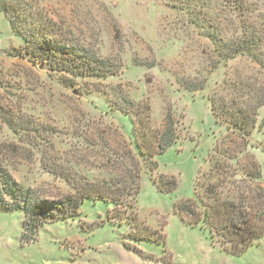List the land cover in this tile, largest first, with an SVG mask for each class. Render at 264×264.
Masks as SVG:
<instances>
[{"label":"rangeland","instance_id":"rangeland-1","mask_svg":"<svg viewBox=\"0 0 264 264\" xmlns=\"http://www.w3.org/2000/svg\"><path fill=\"white\" fill-rule=\"evenodd\" d=\"M13 1L19 25L38 26L47 37L42 42L101 61L116 74L76 78L18 56L24 41L0 9V165L16 181L34 188L42 203L53 206L75 197L74 188L43 170L41 156L24 137L12 133L6 116L15 124L33 118L63 131L69 145L60 139L46 141V134L41 151L50 162L62 156L57 150H66L79 185H85L86 177L115 178L122 185L131 181L138 163L146 174L134 204L138 223L158 230L165 243L130 238L132 225L115 218L114 206L104 201H86L79 216L45 224L35 240L26 243L24 214L0 203V264H264V236L243 255L231 256L219 239L213 243L209 232L188 226L179 210L182 202L200 200L198 187L203 193L209 184L217 185L224 199L234 187L244 196L264 195V178L254 182L230 177L231 170L238 169L252 174L262 169L264 174V108L245 140L228 132L210 103L227 96L224 80L264 81V68L256 61L240 56L222 62L224 44H233L243 34L242 18L264 32V0H239L243 10L230 0ZM192 84L204 87L193 93L185 86ZM127 102L150 106L151 120L143 122L148 149L158 148L166 117L174 114L178 140L152 161L154 156L137 154L141 132L135 131L131 116L140 119L143 113L137 116ZM28 138L39 142L35 133ZM45 142H55L56 150ZM63 165L53 168L68 172L70 165ZM174 180L177 186L170 194L153 184Z\"/></svg>","mask_w":264,"mask_h":264},{"label":"trees","instance_id":"trees-1","mask_svg":"<svg viewBox=\"0 0 264 264\" xmlns=\"http://www.w3.org/2000/svg\"><path fill=\"white\" fill-rule=\"evenodd\" d=\"M230 1L232 4H236L238 9L243 10V4L239 0ZM11 2L14 3L13 0H0V9L10 23L13 33L24 41L21 53L18 56L28 59L34 64L38 61L45 62L43 64L48 63V66L54 72H67L76 78L108 77L110 74L113 76L116 74L113 69L110 71L107 64L101 65V61L97 60L94 62V59L93 61L87 60L74 53L66 54L65 51L60 52L61 50L55 45L49 44L47 41L42 42L41 39L44 38L45 40L47 37L41 36L38 26L36 28L24 29L19 25L20 22L16 19V15H14V11L11 9ZM248 23L249 21L246 18H242L241 24L244 31L239 40L233 44L230 43V45L224 44L226 51L222 62L228 63L230 60L244 56L252 61H256L260 68H264V32L256 28L257 25H254L252 22V25H248ZM253 25L257 30H254ZM235 80H238V83H233L231 79L224 80L223 83L227 96L222 95L223 97L217 101L211 100V110L218 121L225 124L228 132L231 131L247 140L249 134H253V130L258 125L260 112L264 108V81L261 79L255 80L250 77L246 79L239 77ZM185 86L186 89H190L193 93L201 91L204 87V85L199 86L194 84ZM127 103L126 107H132V110L135 108L134 112L136 115L138 111H140V115L143 113L140 119H135L134 116H131L135 131L140 130L141 132L140 143L136 146L137 154L146 159L154 156L149 159L152 161L155 156L164 154L177 142V130L173 120L174 114L169 112L165 125L158 135V148L148 149L147 135H145L147 124L145 125L143 122H150L151 120L150 106L145 107L139 104L135 107L134 103ZM147 107L148 112L145 114L144 109ZM4 114L6 115L7 113H2L1 116L3 117ZM6 119L12 133L16 136L24 137L29 143L28 147L31 151L34 150L35 155L41 156L43 170L52 177L60 178L71 188L75 189V197L70 196L57 204L52 203L53 206H51L42 203L43 201H39L40 196L38 197L37 191L34 188L25 187L16 181L12 174L0 165V203L8 211H20L24 214L23 240L26 243L33 242L40 228L45 224L79 216L81 207L86 201L111 203L115 209V218L122 222L127 220L126 222L132 225L134 232L129 236L130 238L138 241L149 240L162 245L165 243L159 239L161 234H159L158 230L145 226L141 227L138 223L140 219L137 213H135L137 209H135L134 204H137V198L142 189L140 181L142 182L146 175L138 163L135 164V168L137 169L132 173L131 181L125 182L122 185H119L120 180L115 178L90 180L87 177L83 178L85 185H79L76 182L79 173L75 174L77 168L68 159L66 150H57L59 153H62V156L55 157L50 162H47L46 156L41 151L40 142H43L41 141V137L45 141L46 139L43 136H46V134H49L46 141H51V138L60 139L59 143L69 145L68 140H64V137H62L63 131L56 129L52 124L40 123L38 119L29 118L23 124H15L11 120L13 118L10 116H6ZM32 133H35L39 142H32L28 138ZM83 140L89 147V141L86 142L85 138ZM45 143L50 144L52 149L56 150L55 142ZM63 164L66 166L70 165V167H67L68 169L65 168L68 172L62 173L53 168V166L65 167ZM234 175L236 178L239 177L243 180L254 182L264 178L262 169L255 174L241 169L232 173L231 170L230 177L232 179ZM153 184L156 185L160 192L165 194L172 193L177 186L175 180L172 184L166 181L164 183L153 181ZM212 185L209 184L207 190L203 193L198 187L201 194L196 197V200L201 198L196 203L182 202L185 204L184 207L180 203V206L183 207V209H179L181 210L180 213L184 214V218L182 217V219L188 226L209 232L214 244H217L218 241L216 242V240L219 239L221 249L224 252L231 256L239 257L264 236V195L259 193L258 196H244L238 192L236 187H234L235 184L230 181V185L235 188V192L232 194L228 193L229 197L226 196L229 200H227L228 198L224 199L222 197L224 196L223 193L222 196L218 193V186L213 185L215 186L213 188ZM120 210L123 213H120ZM186 215H188V218Z\"/></svg>","mask_w":264,"mask_h":264}]
</instances>
